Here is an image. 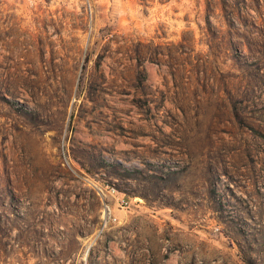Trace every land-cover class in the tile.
Returning <instances> with one entry per match:
<instances>
[{
    "label": "rangeland",
    "instance_id": "1",
    "mask_svg": "<svg viewBox=\"0 0 264 264\" xmlns=\"http://www.w3.org/2000/svg\"><path fill=\"white\" fill-rule=\"evenodd\" d=\"M0 264H264V0H0Z\"/></svg>",
    "mask_w": 264,
    "mask_h": 264
}]
</instances>
